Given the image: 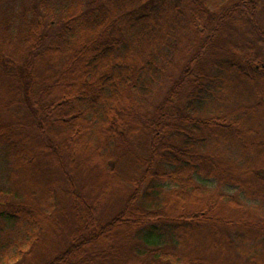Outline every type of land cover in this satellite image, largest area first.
Here are the masks:
<instances>
[{
    "label": "trees",
    "instance_id": "trees-1",
    "mask_svg": "<svg viewBox=\"0 0 264 264\" xmlns=\"http://www.w3.org/2000/svg\"><path fill=\"white\" fill-rule=\"evenodd\" d=\"M23 1L0 15V153L20 184L0 187V224L46 233L18 181L45 174L65 221L27 264H261L264 134L247 159L245 121L207 106L230 74L264 97V0Z\"/></svg>",
    "mask_w": 264,
    "mask_h": 264
},
{
    "label": "rangeland",
    "instance_id": "rangeland-1",
    "mask_svg": "<svg viewBox=\"0 0 264 264\" xmlns=\"http://www.w3.org/2000/svg\"><path fill=\"white\" fill-rule=\"evenodd\" d=\"M27 1L23 0H0V15L5 12L8 16H16L13 18L17 20V13L21 10L22 3ZM15 20V21H16ZM264 24V18H263ZM233 76V77H231ZM230 79L224 85H220L212 96L208 107V114H228L230 116L239 117L245 121L247 127L246 134L243 135V144L232 145L231 149L233 152H238V150L243 149V151L248 152L245 156L247 159L259 158V148L257 145V139L264 134V97L262 91H255L253 83H245L241 78L236 75L230 74ZM254 90V91H253ZM220 158L225 160L226 153L230 151L229 146H220ZM236 156L239 157L238 154ZM111 157H114L111 155ZM7 160L0 153V187L3 189L6 187L12 192L10 195L15 194L17 198V173L6 171ZM47 173V172H46ZM50 173V172H49ZM48 174V173H47ZM45 177L50 180V178L45 174V176H40V178H35V180L29 184L31 181L22 180L18 178V181L22 185H28L31 192H21V194H28V196L33 201L35 207L38 208V212L42 215L48 214L52 219L47 222V230L43 235H39L37 232L38 226L32 224L30 226H24L22 224L17 226V223L13 225L6 226L5 224H0V255L12 264L17 262L25 261V264L32 263L33 260H40L41 258L49 257L53 252H55L56 246L60 245L62 242L61 231H65V221L61 213L56 212V206L59 205L61 201L60 191H55V196L47 197L45 191L40 188ZM118 185L113 183L111 188L113 193H116ZM102 187L99 188V190ZM24 197H26L24 195ZM27 199V198H25ZM5 201V200H4ZM61 208V207H59ZM59 213V214H58ZM67 214H64L67 220ZM61 226L62 228H59ZM28 252V254H27ZM50 254V255H49ZM264 255V250L260 253ZM259 261L264 264V256H262ZM34 262V261H33ZM234 264H255L253 261H246L245 259H231Z\"/></svg>",
    "mask_w": 264,
    "mask_h": 264
}]
</instances>
